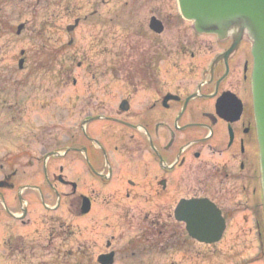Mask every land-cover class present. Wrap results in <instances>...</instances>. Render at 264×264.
Segmentation results:
<instances>
[{
	"label": "rangeland",
	"instance_id": "rangeland-1",
	"mask_svg": "<svg viewBox=\"0 0 264 264\" xmlns=\"http://www.w3.org/2000/svg\"><path fill=\"white\" fill-rule=\"evenodd\" d=\"M0 19L11 26H0V179L17 171L20 185L43 177L54 147V0H0ZM33 211L27 226L0 228V264H54V218ZM18 233L16 251L6 241Z\"/></svg>",
	"mask_w": 264,
	"mask_h": 264
},
{
	"label": "flooded vegetation",
	"instance_id": "flooded-vegetation-1",
	"mask_svg": "<svg viewBox=\"0 0 264 264\" xmlns=\"http://www.w3.org/2000/svg\"><path fill=\"white\" fill-rule=\"evenodd\" d=\"M48 154L49 162L44 160L42 178L39 177L34 180L30 178L28 181L17 185L14 181L17 171L4 176L6 183L3 188H0V228L4 224H7L9 228L8 223L27 226L32 221L31 212H34L33 207L35 205L47 208L51 217L54 218V162L50 161L54 159V147L44 153V157L46 158ZM20 192L21 194H19ZM22 235L18 233L16 238L9 236L6 245L12 248L17 241L23 240Z\"/></svg>",
	"mask_w": 264,
	"mask_h": 264
},
{
	"label": "trees",
	"instance_id": "trees-1",
	"mask_svg": "<svg viewBox=\"0 0 264 264\" xmlns=\"http://www.w3.org/2000/svg\"><path fill=\"white\" fill-rule=\"evenodd\" d=\"M0 26L1 27H3V31L4 30H8V31H10V29H11V26L8 24H6L4 21H2L1 19H0Z\"/></svg>",
	"mask_w": 264,
	"mask_h": 264
},
{
	"label": "water",
	"instance_id": "water-1",
	"mask_svg": "<svg viewBox=\"0 0 264 264\" xmlns=\"http://www.w3.org/2000/svg\"><path fill=\"white\" fill-rule=\"evenodd\" d=\"M20 29H21V27H19V31H20ZM22 62L23 61H20V67H22ZM3 184H4V181H0V186H3Z\"/></svg>",
	"mask_w": 264,
	"mask_h": 264
}]
</instances>
